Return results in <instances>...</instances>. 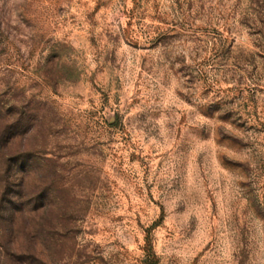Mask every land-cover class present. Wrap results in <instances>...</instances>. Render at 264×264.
<instances>
[{"label":"rangeland","instance_id":"rangeland-1","mask_svg":"<svg viewBox=\"0 0 264 264\" xmlns=\"http://www.w3.org/2000/svg\"><path fill=\"white\" fill-rule=\"evenodd\" d=\"M0 264H264V0H0Z\"/></svg>","mask_w":264,"mask_h":264}]
</instances>
